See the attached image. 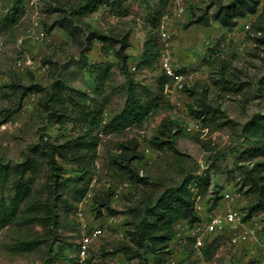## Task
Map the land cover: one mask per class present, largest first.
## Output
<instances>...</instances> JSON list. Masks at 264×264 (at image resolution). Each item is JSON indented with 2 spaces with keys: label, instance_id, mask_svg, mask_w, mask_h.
<instances>
[{
  "label": "rangeland",
  "instance_id": "rangeland-1",
  "mask_svg": "<svg viewBox=\"0 0 264 264\" xmlns=\"http://www.w3.org/2000/svg\"><path fill=\"white\" fill-rule=\"evenodd\" d=\"M72 1L40 0V6L46 12L40 26L47 32L50 41L38 44L26 40L21 46L17 44V38L23 34L30 16L22 18L21 15L16 22H8L5 18L11 11L13 0H0V123L4 122L1 120L7 113L18 121V125L0 129V161L15 166L29 144L68 131L70 124L58 129L41 111L38 103L56 72L72 89L84 90L102 101L105 120L121 109L127 82L120 72L118 60L112 53L104 55L99 40H93L87 51L84 49L88 29L98 28L116 38L114 48H118L120 40L128 35L127 65L135 94L140 102H150L151 109L139 123H130L115 132H103L96 147V157L88 165L97 169L98 179L92 198L85 205L86 212L88 217L92 215L98 219L102 227L100 236L91 242L92 255L103 264L136 262L135 258L127 260L121 252L115 251L120 243L117 238L119 232L131 227L128 222L133 218L132 208L144 195H156L165 185L177 182L183 173L203 176L206 172L210 175L212 185L219 193H214L211 187H202V192L199 190L205 209L221 203L222 194H230L235 189L242 191V198L234 199L235 204L244 210L250 194L246 193V187L240 185L242 168L234 159L238 155L237 147L242 146L239 125L251 113L264 110V97L258 96L256 91L264 74V51L256 47L250 30L244 31L241 23L232 29L221 25L216 11L219 5L230 0L188 2L184 21L178 26L177 34L169 39L168 48L173 62L183 63V71L194 73V80L190 86L177 90L172 96L159 91L157 79L163 73L158 67V57L151 65H142L140 54L144 41L148 39L156 45L158 52L164 47L157 35V19L172 9L174 0H126L122 15L101 6L94 12L74 17L67 29L58 25L49 29ZM155 18L157 21H153ZM204 19H207L206 24ZM69 31H73V35ZM211 38L216 39L219 55L206 59L204 41ZM23 52L33 56L37 63L35 70L18 71L14 67V59ZM217 57L225 59L227 64L225 79L230 80L226 83L219 81L217 68L220 59ZM84 60L86 65L81 66ZM103 62L109 66V75L94 91L95 77L87 71V66ZM28 84L37 85L41 91L33 90L35 99L29 102L24 114H19V89L15 86ZM203 88L206 102L221 111L215 122L226 120V124L220 127L215 124L208 127L201 125L203 131L186 130L191 120H197L189 112L188 105L197 108ZM157 97L160 99L155 101ZM163 119H174L178 123L172 138L173 150H158L149 144ZM134 142L140 156L130 161L133 171L120 169L113 164L112 157L120 153L121 144ZM214 154L224 156L214 161ZM62 166V180L71 183L58 193L56 233H50L43 227L33 217L35 210L29 208L33 200L49 196L51 171L41 160L37 171L25 177L32 178L29 202L22 203L17 217L0 229V264H75L79 232L73 212L66 214L65 207L74 205L75 188H81L78 181L80 171L78 164L73 162H62ZM123 181L129 182V186L116 193L117 186ZM103 202L110 206V209L102 206L106 215L97 212ZM109 216H114L115 221L108 223ZM253 231L252 235L235 241L231 240L227 228L222 233L216 232L204 241L200 255L195 253L190 243L172 240L164 251L157 254L149 251L145 256L151 264L156 261L160 264H260L264 220L261 227Z\"/></svg>",
  "mask_w": 264,
  "mask_h": 264
},
{
  "label": "trees",
  "instance_id": "trees-1",
  "mask_svg": "<svg viewBox=\"0 0 264 264\" xmlns=\"http://www.w3.org/2000/svg\"><path fill=\"white\" fill-rule=\"evenodd\" d=\"M125 1L73 0L63 10V14L53 21L49 29L55 25L67 29L68 25L74 21V17L94 12L101 6L122 15L125 13ZM261 1L230 0L224 5H219L215 15L219 18L221 25L232 29L249 14L257 13L260 10L249 30L256 47H260L264 51V1L260 4ZM24 3L25 0H13L11 11L5 19L8 22H16L22 15ZM155 20L156 18L153 19V21ZM157 20L159 22L160 18ZM204 23H207V19H204ZM69 33L73 35V31H69ZM127 36L120 40L121 44L118 48H114L116 38L101 29L89 28L85 36L84 49L87 51L93 40L101 41L102 52L105 56L112 53L116 57L120 72L127 82L125 100L121 109L107 120L104 119L105 105L102 101L84 90L72 89L60 77L59 72L53 75L52 82L43 91V96L38 103L41 111L55 123L58 129L70 124L69 129L53 138H46L43 141L29 144L23 151L21 160L15 166H9L0 161V229L17 217L19 206L22 203L29 202L32 178L26 179L25 177L28 173L34 174L37 171L38 163L43 160L51 171L49 196L42 200H33L29 208L35 210L33 217H36L43 227L50 233H56L58 193L61 189H66L71 183L69 180H62L61 178L62 162L69 161L78 164L80 171L78 181L81 188H75V201H77L84 196L87 190V181L91 171V167L88 165L89 163L92 164L96 157V147L100 139L97 136V130L101 128L106 134L115 132L130 123L141 122L150 111L151 103L140 102L135 94L127 65L128 54L126 49L130 46ZM155 49L156 45L151 39L144 41L140 54L142 65H151L157 59L159 52ZM216 59H220L217 68L219 81L226 83L230 79H225L227 77L225 59L219 57ZM210 61L208 60V62ZM80 65L85 66V60ZM87 71L95 77L93 90L96 91L99 89L100 82L108 78L109 66L106 62L99 65L89 64ZM167 80L168 78L164 74H160L158 77L160 92L163 91V85ZM225 85L223 86L225 87ZM15 89H19L17 104L20 106L26 96L34 92L33 90L41 91V88L34 84L16 85ZM256 91L258 96L264 97V74L259 79ZM205 92V88H203L197 102V108H193L191 104L188 105L189 112L199 120L203 127L213 124L216 127L225 125L226 120L219 123L215 122L221 111L206 102ZM158 99L160 98H155V101ZM166 104L169 105V102ZM8 118L10 116L7 113L1 121ZM177 124L174 119H163L149 140V144L158 150H173L172 138L177 129ZM238 130L242 146L237 147L238 155L234 161L242 168L240 185L246 187V193L250 194L247 206L243 207L246 215H249L255 211H264V110L251 113L239 125ZM198 141L202 142L199 139ZM120 146V153L112 157V162L118 165L120 169L129 168L132 172L133 168L130 166V161L132 158L140 156L136 152V143L121 144ZM213 156L215 157L214 161H219L224 154H214ZM212 184V179L206 172L203 176L183 173L177 182L165 185L156 195H144L132 208L133 218L128 222L131 227L123 230L128 241L120 240L115 251L121 252L127 260L136 259V262L130 264H151L145 253L150 251L157 254L168 248L174 237L175 223L180 221L186 225H191L199 219V215L194 209L191 186L195 185L200 194L202 187H211L213 192L218 194L219 191ZM102 206L110 209L109 204L103 202L97 208L98 213ZM72 208L73 205L65 207L66 214L72 211ZM39 211H42V214H39ZM154 264L160 263L156 261Z\"/></svg>",
  "mask_w": 264,
  "mask_h": 264
},
{
  "label": "built area",
  "instance_id": "built-area-1",
  "mask_svg": "<svg viewBox=\"0 0 264 264\" xmlns=\"http://www.w3.org/2000/svg\"><path fill=\"white\" fill-rule=\"evenodd\" d=\"M190 0H174L172 9L163 14L157 25V35L162 40L164 47L160 50L158 56V67L162 73L168 78L163 85V91L167 96H172L177 90H182L186 86H190L194 80V73L184 72L183 63L173 62L170 50L168 48L169 39L172 35L177 34L178 26L184 21V14L187 4ZM263 0L260 2L262 4ZM260 10H258L259 12ZM257 12V13H258ZM257 13L249 14L241 22L244 31L250 29L252 22L255 20ZM30 16V21L25 26L23 34L17 38V44L23 46L26 40L38 44L49 42L47 32L41 28L40 23L46 17V12L40 6V0H25L22 12V18ZM205 58L210 59L215 55H219L216 50V39H206L204 41ZM221 55V54H220ZM37 63L31 54L23 52L14 59V67L18 71H33L37 68ZM35 92L29 93L24 102L19 108V114H24L27 111L29 102L35 99ZM10 125H18L17 119L9 118L0 123V129H5ZM186 130H200L204 128L197 120H191ZM97 136L102 138L103 131L101 128L97 130ZM98 179V171L96 168L91 169L88 181L87 190L84 196L74 202L73 215L77 223L79 234V242L74 255L75 264H103L100 263L91 251V242L100 236L102 227L98 219L88 217L86 212V203L92 198V190L95 187ZM129 186V182H121L116 193L124 191ZM192 198L194 200V209L199 215V219L191 225H186L184 222H177L174 225V237L177 243H190L196 254H201V247L207 238L216 232L229 230L230 238L235 241L239 238H245L253 234V229L261 227L264 220V211L259 210L246 215L245 210L235 204V200L242 198L241 190H233L230 194L223 193L221 203L205 209L202 205V195L197 191L195 185L191 186ZM106 210L102 207L101 214L106 215ZM115 221L114 216H109L108 223ZM119 240L128 241V237L123 232H119L117 236ZM260 264H264V243L259 258Z\"/></svg>",
  "mask_w": 264,
  "mask_h": 264
}]
</instances>
